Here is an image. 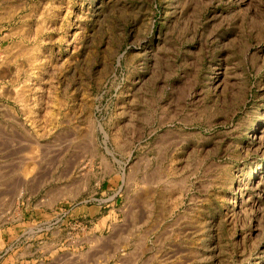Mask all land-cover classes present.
Here are the masks:
<instances>
[{
  "label": "rangeland",
  "instance_id": "rangeland-1",
  "mask_svg": "<svg viewBox=\"0 0 264 264\" xmlns=\"http://www.w3.org/2000/svg\"><path fill=\"white\" fill-rule=\"evenodd\" d=\"M0 264H264V0H0Z\"/></svg>",
  "mask_w": 264,
  "mask_h": 264
},
{
  "label": "crops",
  "instance_id": "crops-1",
  "mask_svg": "<svg viewBox=\"0 0 264 264\" xmlns=\"http://www.w3.org/2000/svg\"><path fill=\"white\" fill-rule=\"evenodd\" d=\"M13 238V237H12Z\"/></svg>",
  "mask_w": 264,
  "mask_h": 264
}]
</instances>
